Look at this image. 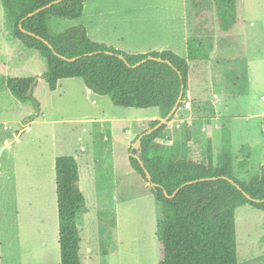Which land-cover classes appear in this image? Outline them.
<instances>
[{"label": "rangeland", "instance_id": "rangeland-1", "mask_svg": "<svg viewBox=\"0 0 264 264\" xmlns=\"http://www.w3.org/2000/svg\"><path fill=\"white\" fill-rule=\"evenodd\" d=\"M134 3L143 9L141 21L120 26L123 52L135 55L163 47L187 60L184 1ZM186 4L188 37L202 42L208 60L189 62L188 90L181 107L199 100L213 108V116L202 118L197 125L204 147L208 135L212 138L214 162L221 150V124L229 119L234 177L247 181L264 165V117H255L264 113V0H241V23L230 35L217 31L215 0H199L197 19L190 0ZM77 23L49 18V34L60 35ZM11 41L0 0V264H60L54 160L72 157L79 147L86 150L84 155L97 160L89 173L96 190H88L87 199L94 192L99 194L77 220L82 235L81 264H158L161 208L150 194L149 184L126 164L129 140L121 131L110 142H103L94 130L97 122L86 120L95 119L101 110L142 120L159 116V111L123 112L108 96L99 98L101 104L94 106L81 79L62 80L51 92L42 78L46 62L37 54L18 58ZM6 75L32 79V97L26 102L15 99L5 86ZM149 124L136 130L132 148ZM191 125L192 121L186 122L183 130ZM111 146L115 148L113 158L105 153ZM188 156L186 150L176 159ZM241 160L246 162L244 169L238 167ZM235 227L237 263L264 260V212L239 207ZM109 244L117 254L107 256Z\"/></svg>", "mask_w": 264, "mask_h": 264}, {"label": "trees", "instance_id": "trees-1", "mask_svg": "<svg viewBox=\"0 0 264 264\" xmlns=\"http://www.w3.org/2000/svg\"><path fill=\"white\" fill-rule=\"evenodd\" d=\"M53 1L56 0H1L13 53L22 60L37 54L46 62L47 70L42 78L50 91H55L59 80L79 78L86 88L108 96L117 107L157 109L159 118L164 119L174 108L182 89V101L186 97L189 62L208 60L202 42L192 37L187 40L186 60L170 51L129 55L91 41L82 26L51 36L49 18L77 20L84 10V0H64L27 18ZM190 2L193 17L197 19L199 0ZM240 4L241 0H215L219 33L230 35L241 23ZM148 57L162 61L148 59L134 67ZM4 83L18 101L26 102L32 97V79L7 75ZM191 114L193 121L186 130L185 144L168 146L163 142L170 139L168 123L173 115L142 138L140 150H130L131 168L149 184L150 194L161 208L157 261L158 264H238L235 212L242 206L264 212V165L258 175L247 181L235 178L229 119L221 124V150L214 162L211 139L207 138L204 147L198 133L199 122L212 117L213 108L196 100L191 102ZM159 121L151 122L149 129ZM186 149L189 156L176 159ZM244 165L246 162L241 160L238 167L244 169ZM54 170L60 264H81L82 240L77 220L84 211L85 199L78 186V166L74 158L63 156L56 158ZM145 172L150 174V181ZM258 264H264V260Z\"/></svg>", "mask_w": 264, "mask_h": 264}, {"label": "crops", "instance_id": "crops-1", "mask_svg": "<svg viewBox=\"0 0 264 264\" xmlns=\"http://www.w3.org/2000/svg\"><path fill=\"white\" fill-rule=\"evenodd\" d=\"M183 1H184V6H183L184 16H182V19L185 22L184 26L187 32V37H185V39L187 43V40L189 38L188 37L189 21H188L186 10H184L187 5L186 4L187 0H183ZM142 10L143 9L140 6L138 7L135 6L134 0H130L128 3L126 2V0H84L83 14L79 19L75 20L78 23L74 25L73 28L82 26L85 28L86 36L91 41L96 42L98 44H103L107 47L114 48L115 50L123 52L126 50H122L124 42H123V39L119 37L120 26L125 27L126 24L132 25L136 21H141L140 14ZM164 49L165 48L161 47L158 50H143V51H138L136 53L137 54H147V53L154 52V51L163 52L165 51ZM128 53H132V52H128ZM71 79H79V78H70V79H64V80H71ZM250 80L251 78L249 76L248 86H249ZM60 81L62 80L58 81L56 89L58 88ZM51 92H54V91H51ZM86 95L90 96L92 105L99 106L101 104L99 98H102V96L94 94L88 88H86ZM217 104L218 102L216 100L213 104L214 109H216ZM187 105H188V108L186 107L179 108L174 114L173 119L168 123V131H169L170 139L163 141L168 146L172 145V143H178L181 145L186 143V142H183V140L186 141L187 139L186 131L183 130V127L186 126V122L193 121V117L191 114V104H187ZM115 107L123 109L124 110L123 112H129V113L130 111L128 110L133 109V108H122V107H117V106ZM118 115L119 114L117 113H113V111H111L110 113H106L105 110H101L97 113L96 118L93 117L95 119H87V120L84 119L83 121L86 120L88 122H97L98 128H94V130L96 131V135H99L100 139L106 143L110 142L114 137L116 138L117 134L123 131V134H126L124 136V139L129 140V144L127 146L128 148L126 150V153H127L126 155L128 156L127 158L128 161H126V164H128V166L131 168L130 162H129V155H130V150L132 149L131 143L133 140V136H136V133H137L136 130L140 129L143 123L145 124L151 123L153 121L161 120V119L157 115L145 117L143 118V120L141 118L134 119L131 116H127V115L125 116L124 114H120V116ZM255 117L263 118L264 113L256 114ZM129 123L130 125H133V128L125 127ZM134 126H136V128H134ZM215 127H218V126H215ZM148 129L149 127L146 130ZM144 131L139 133L138 137ZM207 138H210L212 142V138L210 137V135H208ZM212 146H213V143H212ZM114 151H115L114 146H111L106 149L105 153L110 154L109 156L113 158L114 155L112 153H114ZM184 152H181V153H184ZM84 153H86V150H84V148L79 147L78 151L74 155H72V157L75 159L77 166H78V173H79L78 186L85 199L86 207L84 208L83 213L84 212L87 213L89 205H91L92 202L94 204L97 201V199H95L94 197H96L98 193L95 195V192H94V197L91 196L89 200L87 199V195H86V192L88 190L90 192L92 190H96L94 188L93 176H91V174L89 173L92 172V168L94 167L95 162L97 163V160L94 161L92 155H84ZM55 160H54V166H55ZM88 169L90 170L88 171ZM113 201H115V195H113ZM98 202L100 203L101 200H98ZM57 216H58V213H57ZM112 235L115 236L114 230L112 232ZM115 239L116 238H114V240ZM81 240H82V235H81ZM110 244H109V249L107 250V256L118 253V250L117 249L114 250L113 248L115 243H113L112 247L110 246ZM87 246L85 250L89 251ZM81 248H82V242H81Z\"/></svg>", "mask_w": 264, "mask_h": 264}, {"label": "water", "instance_id": "water-1", "mask_svg": "<svg viewBox=\"0 0 264 264\" xmlns=\"http://www.w3.org/2000/svg\"><path fill=\"white\" fill-rule=\"evenodd\" d=\"M61 1H64V0H56V1H53V2H51V3H49V4H47L46 6L40 8V9H37L36 11L30 13V14L27 16V18L32 17V16H34L35 14H37V13L43 11V10L48 9V8H50V7L53 6V5H56V4L60 3ZM20 27H21V26H20ZM45 43L48 44V42H45ZM48 45H49V44H48ZM50 48H52V47L50 46ZM62 58H63V57H62ZM63 59H65V58H63ZM148 59H149V60H158V61H162L161 59H157V58H153V57H148L147 59L142 60L140 63H137L134 67L139 66L140 64L144 63V62H145L146 60H148ZM73 60H74V59H72V61H73ZM183 93H184V91H183V89H182L181 92H180V95H179V97H178V100H177V102H176V104H175V106H174V108L172 109V111L169 113V115H168L167 117H165L164 119H161V120L159 121V123H158L156 126H154L153 128L148 129L147 131H145L144 133H142V134L137 138V140H136V145L132 148L133 150H140V147H141V140H142V138L145 137V136H147V135H149V134H151L152 132H154L155 130H157L159 127H161L163 124L167 123V121H168V120H169V119H170V118L176 113V111L178 110V106H179V105L181 104V102H182ZM6 147H7V146H6ZM6 147H4L1 151H3ZM135 157H137V156H135ZM145 173H146V179H147L148 181H150V180H151L150 174L147 173V172H145ZM229 182L232 183L237 189L241 190V188H240L237 184H235L232 180H229ZM187 184H190V183H187ZM178 190H179V189H177L173 195H175V194L178 192ZM245 196H246L248 199H250V197H249L247 194H245Z\"/></svg>", "mask_w": 264, "mask_h": 264}, {"label": "built area", "instance_id": "built-area-1", "mask_svg": "<svg viewBox=\"0 0 264 264\" xmlns=\"http://www.w3.org/2000/svg\"><path fill=\"white\" fill-rule=\"evenodd\" d=\"M186 108H188V105H187V107Z\"/></svg>", "mask_w": 264, "mask_h": 264}]
</instances>
